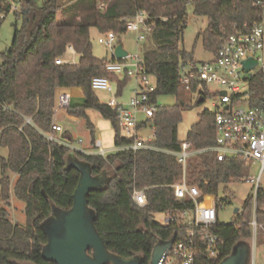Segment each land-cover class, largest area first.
<instances>
[{"label": "trees", "instance_id": "obj_1", "mask_svg": "<svg viewBox=\"0 0 264 264\" xmlns=\"http://www.w3.org/2000/svg\"><path fill=\"white\" fill-rule=\"evenodd\" d=\"M255 1L67 0L58 4L57 0H46L37 5L34 0H0V25L11 10L16 17L10 48L0 53V147L7 150L6 157L0 156V264H54L42 256L47 238L41 224L53 207L66 210L72 205L79 171L70 166L69 157L88 163L93 176L106 173L109 178L87 194V203L96 214L95 227L110 252L122 257L138 254L140 264H149L157 242L184 238L187 229L181 212L190 210L193 203L174 195L171 185L181 182L183 171L168 152L178 151L183 141H190L194 148L213 146L214 111H202L181 140L177 127L182 121L183 101L159 106L147 120L151 121V143L156 149H128L105 156L85 154L46 138L52 132L57 90L81 88L83 103L67 111L86 120L92 139L94 126L87 109L96 110L110 121L115 146L130 145L135 137L121 134L116 109L100 101L91 87L93 77L105 76L117 81L120 93L130 78L119 80L106 70V59L93 55L90 29L100 34L112 31L119 36L127 32L123 18H132L139 11L147 14L150 29L146 31L141 56L145 72L155 78L156 86L150 94V102H155L160 95L178 97L182 89L181 64L196 63L193 54L180 46L188 6L194 15L207 18V27L198 37L204 48L215 54L229 34L247 31L261 22L262 9ZM69 46L78 54L77 63L56 64ZM197 91V84H193L190 92ZM248 93L250 106L264 105V72L249 80ZM200 98L204 102L206 95L199 92ZM147 121L139 122L137 128L144 127ZM60 139L69 142L71 136L64 133ZM247 166L241 158L218 161L215 152L205 151L188 159L185 174L187 182L200 190L201 199L218 204L234 197L229 187L241 181ZM12 174L16 176L13 185ZM134 190H144L145 206L134 202ZM12 196L24 204V227L10 218ZM159 213H170L175 220L160 224L155 221ZM252 214L253 204L248 201L232 222L216 223L212 232L219 236L220 250L208 264H220L237 246L249 245ZM256 219L264 224V189L257 194ZM200 236L197 244L201 248ZM259 236L264 242L262 232Z\"/></svg>", "mask_w": 264, "mask_h": 264}, {"label": "built area", "instance_id": "obj_2", "mask_svg": "<svg viewBox=\"0 0 264 264\" xmlns=\"http://www.w3.org/2000/svg\"><path fill=\"white\" fill-rule=\"evenodd\" d=\"M255 5L262 9L261 22L254 24L247 31L237 30L229 34L219 45L214 58L205 62L182 63L180 68L179 83L181 87L189 91L193 84L198 88L215 84L219 86L216 99H213L215 144L207 148H194L190 141L181 142L178 151L168 152L173 155L182 167V180L171 185L177 199H190L193 206L190 210L184 209L181 218L186 226V234L183 239L172 242L171 247L164 251L158 264H205L216 259L220 250V239L212 228L218 222L219 211L230 201L201 199L200 190L196 185L187 182L185 168L189 158L205 151L215 152L218 161L227 158H241L247 163V174L237 184L248 182L252 186V194L249 201L253 204V214L250 221L251 236L249 238L250 256L248 264H264V260L257 262V243L260 232L264 236V224L256 219V201L260 189H264L262 177L264 176V105L250 106L249 80L257 73L264 72V1L257 0ZM148 16L144 11L137 12L132 18H123L126 22V31L134 32L136 39H145V31L150 27L146 24ZM117 36L108 31L99 36V43L109 48L112 60L105 63L108 72L122 74L134 79L136 88L133 96L126 104H119L114 99L108 104L115 108L120 121L121 129L126 137H135L130 145L118 146L116 151L147 149L156 147L151 143L152 139L140 138L137 135V126L141 122L137 114L142 112L148 120L157 111L159 105L150 102V94L154 91L156 83L154 78L145 72V66L141 54H127L117 60L114 58V48ZM68 50H72L69 46ZM248 58L256 61L248 71L242 68V62ZM56 64L64 63L62 58L55 60ZM93 90L111 91V84L105 76H95L91 79ZM209 92L204 93L206 96ZM71 106L69 96L59 93L56 95L54 114ZM30 122V119H27ZM52 132L46 135L49 141L85 153L83 149L73 147L69 142L56 137V133L62 130L61 126L53 120ZM152 130V129H151ZM81 141L79 140L78 143ZM95 154L105 156L106 150L101 147V141L95 140ZM86 154V153H85ZM258 164L259 170L256 176H249L250 165ZM134 202L143 207L147 204L144 190H134L132 194ZM230 202V203H229ZM243 206L238 208L236 214H242ZM175 217L165 213L163 224L168 225ZM202 247L197 244L198 235Z\"/></svg>", "mask_w": 264, "mask_h": 264}, {"label": "rangeland", "instance_id": "obj_3", "mask_svg": "<svg viewBox=\"0 0 264 264\" xmlns=\"http://www.w3.org/2000/svg\"><path fill=\"white\" fill-rule=\"evenodd\" d=\"M37 5H41L46 0H34ZM67 0H57L58 4ZM78 1V0H76ZM58 15V19H60ZM15 15L11 10L8 12L0 25V53L7 51L10 48L14 30L12 24L15 22ZM186 24L183 31L182 42L180 46L186 52L193 54V59L196 62H205L212 60L214 58V52L206 50L202 44V40L198 37V33L203 31L207 27V18L203 15H194L192 13L191 6H188L186 11ZM21 24V19L18 20V25ZM264 28V22H263ZM146 35V31H145ZM101 34L95 29H90V41L92 53L95 57L99 59H106L107 61L112 60L111 51L105 45L99 43L98 38ZM146 39V38H145ZM145 39L138 40L136 39V34L134 32H125L117 36V40L114 45H122V47L129 54H141L142 48L145 43ZM264 55V49H263ZM64 63L75 64L78 61V54L74 51L67 50L66 53L62 56ZM1 61V60H0ZM116 77L123 81L125 76L122 74H116ZM109 79V77H108ZM111 84V91L107 90H94L97 98L108 103L110 100L114 99L119 104H126L129 102L131 97L134 94L136 88V82L134 79H127L121 89V92L118 93V83L116 80L109 79ZM151 81L154 83L155 78H152ZM219 86L215 84H209L204 87L198 88L197 92H189L183 88L179 90L178 97L174 95H160L156 99V103L159 106L164 105H173L177 101L182 100L184 103L182 121L178 124L177 132L179 139L183 140L186 138V134L190 127L196 123L199 119V114L205 109L214 111L215 108L212 106L213 99L217 98V95L212 96V94H217L219 91ZM199 92H209L206 96L204 102L198 103V93ZM62 110H59V112ZM67 112V110H64ZM87 116L90 122L94 126V137L101 140V147L103 149H109L114 147L113 140V129L109 120L102 118L99 113L94 109L86 110ZM71 114V113H70ZM139 121H147V117L139 112L137 114ZM63 131L60 134L68 133L71 136L69 143L77 148L82 149L89 147L92 143V135L90 130L87 127L86 120L82 117L69 118L66 116H61L58 119ZM122 135H125L123 129L120 128ZM137 135L141 138L152 139L153 132L151 130V121H147L144 127L137 130ZM81 141L78 143V141ZM93 150H96L93 148ZM7 150L0 147V156L6 157ZM259 170V165L254 164L249 167V176H256ZM13 175V174H12ZM11 175V185H13V177ZM262 184L264 185V176L261 179ZM231 193L233 194V200L230 204H226L219 211L218 221L221 224H228L232 222L235 218L233 213L234 208H240L244 206L248 201L249 197L252 194V186L248 182H243L242 184H231L229 187ZM17 204L11 205L9 214L10 218L17 222L19 226L24 227L26 225V216L24 213V204L20 201H17ZM155 221L163 224L165 221V214L159 213L155 216ZM264 240V238H263ZM257 262L264 260V242L260 240L258 236L257 243Z\"/></svg>", "mask_w": 264, "mask_h": 264}, {"label": "water", "instance_id": "obj_4", "mask_svg": "<svg viewBox=\"0 0 264 264\" xmlns=\"http://www.w3.org/2000/svg\"><path fill=\"white\" fill-rule=\"evenodd\" d=\"M128 52L118 44L114 48V58L119 60ZM256 61L248 58L242 62V68L248 71ZM203 98L198 99V103ZM70 166L79 171V179L73 193V202L69 209L52 208L50 216L42 224L47 241L42 249L44 259L54 264H140L141 257L135 254L122 257L108 250L95 227L96 214L88 206L87 194L94 188L109 181L106 173L93 176L88 163L69 157ZM238 208H234L235 214ZM172 240L157 242L151 252L149 264H158L164 251ZM249 245H239L234 252L220 264H248Z\"/></svg>", "mask_w": 264, "mask_h": 264}, {"label": "crops", "instance_id": "obj_5", "mask_svg": "<svg viewBox=\"0 0 264 264\" xmlns=\"http://www.w3.org/2000/svg\"><path fill=\"white\" fill-rule=\"evenodd\" d=\"M71 51H73V50H71ZM59 93L67 94L69 96L71 106H75V105H79V104H82L83 103V94H82L81 88H79V87L62 88V89L57 90V94H59ZM64 110H66V109H62V111H60V112L57 111L54 114V122L56 124H58L59 126H61L60 123H58V119H59L60 115L61 116H66V117H69V118H76L77 117L75 115L70 114L68 111L66 112ZM62 131H63V129L60 132H57L56 133V137L57 138H60V136H61L60 133ZM93 139H94V141L95 140H100L99 138H95V137ZM93 139H92V143H91V145L89 147L82 148L85 151L86 154H95V152H96V150H93V148H95ZM117 148H118V146H115L114 145L113 148H109V149H105V150H106V153H110V152H115L117 150ZM12 177H13V180H15L16 176L15 175H12ZM17 201L18 200H16L14 198V196H12L10 198V204L11 205L17 204L18 203Z\"/></svg>", "mask_w": 264, "mask_h": 264}]
</instances>
